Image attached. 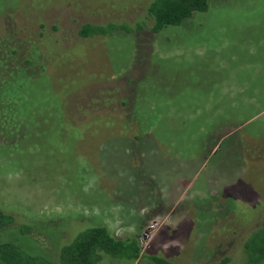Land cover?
<instances>
[{
	"label": "rangeland",
	"instance_id": "1",
	"mask_svg": "<svg viewBox=\"0 0 264 264\" xmlns=\"http://www.w3.org/2000/svg\"><path fill=\"white\" fill-rule=\"evenodd\" d=\"M150 1L0 0V209L32 226V255L105 227L138 241L134 264L246 259L264 217V0H209L157 33ZM112 24L127 29L79 33Z\"/></svg>",
	"mask_w": 264,
	"mask_h": 264
},
{
	"label": "trees",
	"instance_id": "2",
	"mask_svg": "<svg viewBox=\"0 0 264 264\" xmlns=\"http://www.w3.org/2000/svg\"><path fill=\"white\" fill-rule=\"evenodd\" d=\"M208 4L209 0H151L148 5V14L154 19L153 32L157 33L168 26L182 24L195 13L207 11ZM124 28L127 29L125 26L118 28L113 24L108 26L85 25L79 33L81 37L88 38L118 30L125 31ZM2 121L4 119L0 118V122ZM15 227V217L0 209V264H100L104 255L121 260L126 259L134 264L142 253L138 241L116 239L107 228L92 227L80 232L69 245L64 246L57 259V256L49 259L46 256L47 249L40 250L38 255H32L25 249L27 244L23 239L32 235V226L23 224L13 230ZM251 234L243 245L246 259L242 264H263L264 217L260 226ZM30 241L29 239L27 242ZM153 262L155 264H183L160 257H154ZM205 264L233 263L229 257H224L217 262Z\"/></svg>",
	"mask_w": 264,
	"mask_h": 264
}]
</instances>
